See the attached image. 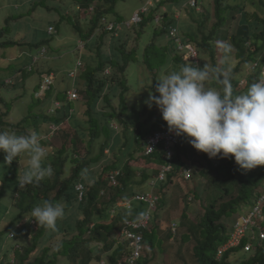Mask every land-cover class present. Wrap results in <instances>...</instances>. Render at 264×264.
I'll return each instance as SVG.
<instances>
[{
	"label": "rangeland",
	"instance_id": "rangeland-1",
	"mask_svg": "<svg viewBox=\"0 0 264 264\" xmlns=\"http://www.w3.org/2000/svg\"><path fill=\"white\" fill-rule=\"evenodd\" d=\"M148 1L115 0V2H112V0H91V3L97 4V11L109 8L108 17L110 19L126 22L131 19L136 10L142 8ZM197 1L198 6H196ZM81 2L83 1L0 0V34L2 33L0 41L22 42V44L14 46H0V121L3 119L8 124L6 131L15 132L17 135L22 131L32 132L34 129L41 133L40 131L44 130L42 129L43 122L52 117L49 109L54 104V99L58 98L53 96L54 92L48 94L46 98L45 96L41 99L35 97L36 86L41 79V74L51 71L56 73L54 88L56 91L61 92L59 99L66 101L67 96L64 90L71 87L75 83L74 80H76V78H71L70 72L74 70L78 74L84 66H89V64L90 66H97V62L104 59L100 57V54L104 53L106 56L111 57L112 52L113 58L118 59L121 65L128 62L124 71L120 70V72L115 73L114 68L110 70L108 75H115L118 80L123 78L125 81L115 90L111 99L113 105L117 106L115 103L123 104L121 100L123 99L128 106V112L126 115L124 114L125 117L121 118L122 121L119 120V117L115 118L114 124L118 125L119 129L114 131L112 138L116 136L115 140L117 142L118 133L122 142L120 147L123 148L124 152L125 150L130 152L125 145L128 140H124V138L128 132L131 133V151L135 153L131 164L137 168V172L149 170L154 175L157 173L155 170L157 164H150L142 157V146L137 148V145H135V133L137 134L140 125L146 130H151L154 122L164 121V119L157 106L154 105L149 108L145 101L148 99L150 91L157 96L160 95L155 92V86L158 83L157 78L178 71L183 66V62H185L184 65L193 66L190 60L186 61L188 57L184 54L181 55L182 62L172 61L177 55L171 56L176 53V39L168 35L170 25L178 26L180 32L187 39L194 34L200 44L203 41L204 34L210 36L208 41L212 46L211 50L215 52V56L213 59L211 51L205 47L201 49L200 67L207 65L211 70L217 65L219 68L224 66L229 71L239 67L240 71H243V76H249L251 74L250 60L243 61L238 56V48L231 39L236 33L242 13H245L244 10H238L236 6H243L251 13L260 16L264 15V0H227L226 3L232 8L235 7V10L229 11L227 23L221 25L218 32L213 31L215 27H212L217 23V17H214V10L216 9L214 0H161L160 2L154 0L157 5L164 2L163 5L168 6L170 18L173 14H176V17L171 20L166 19L161 24L151 20L143 26L138 24L132 28H124L123 30L127 29L125 31L127 33L124 34L123 32L120 37L107 34L105 36L108 42L105 43L96 41L103 35L98 30L95 34H93V31L89 33L93 26L91 17L94 13H89L83 8L79 9L78 5ZM156 4L153 3V6H156ZM199 5H202V7H199ZM257 10L260 13H257ZM160 12H162V8L158 6L156 13ZM208 14H210V19L206 22V25H199L200 19ZM257 15L249 14V19L255 21ZM148 16L151 17V8ZM160 26L166 27V32H161L159 30ZM50 27H54L57 32L50 34ZM92 35L94 37L89 40ZM112 36L113 40L111 41ZM81 39L86 40L87 43V46L85 45L83 49H80L78 44ZM120 46H123L127 53L133 51L130 59L126 58L124 61V58L119 56L116 47ZM248 49L251 50V47L246 48L245 56H247ZM251 51L255 52L254 57H264V48ZM79 62L84 63L83 67L78 68ZM239 73L241 75V72ZM99 75L104 76L103 72H100ZM118 84V82L115 83V85ZM208 86L219 91V89L210 86V81ZM75 104L76 110L85 108L84 101L78 100ZM144 104L146 109H144ZM3 114L4 117L2 118ZM69 118L60 134L52 138L53 141L50 144L51 154L43 162L46 166L50 164V157H55L58 149L63 146L66 139H69V135H81L84 130L83 125L88 130V124L82 114ZM100 122L103 123L104 120L101 118ZM139 130L141 131L140 128ZM109 133L105 130L102 135L108 136ZM89 139L90 135L85 133V140L80 145V152L84 154L83 157L88 154ZM183 146L181 157L185 164H191L194 167L196 175L192 180H186L181 175H177L172 178V183L168 182L162 184V187H157L156 191L161 199L151 223V231L156 230L157 240L154 247L148 243L146 244L145 260L148 261L146 264H193L196 262L193 253L196 238L191 226L192 223L201 222L205 213V202L195 196L191 190L195 187L200 192L202 191L203 198L206 197L203 191L207 186L209 187V184L207 178L199 174V170L206 166L207 161L203 154L192 146L190 141L185 142ZM67 147H71L70 141L67 143ZM107 148L105 153L109 154L110 150ZM94 151L93 156L100 152V143L97 141L95 142ZM117 152L111 150V161L108 163L101 162L98 171H95L94 176L92 175L93 178L95 176L99 177L101 174H105L107 178L109 172H104L103 167L106 164H111L112 160H116ZM53 153L54 155H52ZM124 155H127V153ZM4 159L5 153L0 152V191L2 185L5 186L2 196H0V230H7L18 213L16 186L19 184L18 172L20 169H24L18 159L14 160V168L12 164H5ZM20 159L22 163H26L28 157L23 155ZM67 169L69 170H67V175H70L72 169L70 164H68ZM8 176H10L9 179H7ZM87 178L88 176L84 178V181L90 185ZM135 189L136 191L149 190V185L146 184L143 187L137 185ZM238 191L239 187L235 189L234 194H237ZM245 206H248V204H245ZM238 211L240 212L242 209L240 208ZM228 218L224 217L223 221L230 227ZM173 223L179 224L176 234L170 229ZM59 240L60 238L56 237L55 243L57 244ZM91 246L96 252V259L90 264H101V260L108 257L109 254L102 256L103 252L98 246L93 245V243H91ZM253 253L250 252V255ZM241 256L242 254L231 260L237 262L242 260L243 257ZM58 264L74 263L65 256L60 255Z\"/></svg>",
	"mask_w": 264,
	"mask_h": 264
},
{
	"label": "trees",
	"instance_id": "trees-1",
	"mask_svg": "<svg viewBox=\"0 0 264 264\" xmlns=\"http://www.w3.org/2000/svg\"><path fill=\"white\" fill-rule=\"evenodd\" d=\"M226 1L215 0V15L218 20L214 24L216 30L228 20V11L230 9L235 10V7H229ZM112 2H115V0H112ZM236 8L241 11L244 10L245 13H242L236 33L231 39L238 48V56L243 61H248L255 55V52L251 50L257 48L261 50L264 48V15L259 16L256 13H251L250 10L240 5L236 6ZM108 11L109 8L103 10L106 14ZM257 13L260 12L257 10ZM249 14L257 15L255 21L249 19ZM169 18V14L165 13L163 21ZM99 22L100 13L93 18V26L89 30V33L97 29L100 24ZM76 28L78 29V25H76ZM105 35L106 33H103L98 40L105 43L107 41ZM208 39L204 37V43L198 44V47L202 49L205 47L211 51L214 59L215 52L211 50ZM248 40L251 41V50L248 49L247 52L249 54L245 56L247 48L245 43ZM18 44H22V42L11 40L0 41L1 47ZM116 49L122 50L124 48L120 46L116 47ZM129 56H132L131 53H129ZM106 61H99L97 66H90V64L89 66H84L85 71L83 69L76 80V87L85 99L84 109L76 110L75 102H67L62 106L64 110L61 112L62 115L60 117H50L47 121L43 122L42 129L44 130L42 132L47 136L43 139L46 142L52 141L51 138H48V136L52 135L49 128L50 122L64 123L62 124L64 127L65 123L70 119L69 117H74L75 115L82 114L84 116L89 131L83 125L84 130L81 132V135H69V139H66L63 146L58 149L55 157H50L49 165L54 170L50 178L41 181L38 186L28 185L24 188H20L19 184L16 186L18 192V196L16 197L18 213L10 223L8 231L0 232V255L2 254L3 256L0 264H58L60 255L65 256L74 264H90L96 259V252L91 243L93 245L101 243L103 246V248H100L103 252L102 256L108 253L107 259L109 260V264H118L117 260L119 256L124 254L128 248L127 244L118 243L121 229L125 227L128 219L139 218L143 214L145 207L143 204H136L130 212L117 210L119 213L114 217L110 216V209L116 205L118 200L128 199L130 195L134 194L135 186L144 185L151 175L147 171H144L142 178H137V169L131 164V160L135 157V153L131 151V133L129 134L128 132L124 138V140H128L125 145L126 149H129L130 152L128 150L124 152L123 148L120 147L122 142L118 134L117 142L115 140L116 136L112 138L115 131L111 125L112 121L118 117L122 121L121 118L125 117L128 112V106L123 99H121L123 104L115 103L117 106L113 105L111 101L115 90L118 89V85H122L123 78L118 80L115 75L108 76L103 73L104 76H101L99 73L104 72L107 65H111L112 69L115 68V73L120 72V70L124 71L126 66L120 65L115 58L111 59V61ZM174 61L179 62L180 58L176 57ZM213 68H218L221 71L213 75L211 86L219 88L221 92L225 86H228L231 87L235 95L246 93L249 86L255 83L256 80L255 77L250 78L246 89L240 93L238 89L239 80L236 76L240 71L239 67L231 71H225L217 65ZM225 72L228 74L227 85L225 84ZM116 82L119 84L115 85ZM39 85L38 83L36 90L39 88ZM54 91L56 92L55 96L59 98L61 92L56 91L54 87L48 90V94H53ZM74 108L75 110L72 112L71 110ZM144 109H146V105ZM3 117L4 114L2 115ZM101 118L104 120L103 123L100 122ZM160 122H154L153 127L156 128ZM7 125L2 119L0 121V131H6ZM153 127L151 130L154 129ZM105 130L110 132L108 136L102 135V132ZM151 130L144 129L142 125L138 126V132L137 134L135 133V145H137V148L143 146L142 141ZM24 132L26 135L31 133L30 131ZM33 132L37 133V129H34ZM85 133L90 135V139L88 140L89 148H87L88 156L85 155L83 157L84 154L80 152V145L85 140ZM37 134L39 135V133ZM57 134L55 132L53 136H57ZM69 141L71 147H67ZM96 141L100 143V152L93 156ZM186 141L187 135H181L182 144L179 148L178 157L180 160L182 159L183 144ZM106 148L110 149V153L111 150L112 152H118L116 160H112L111 164H106L103 167L104 172L118 168L122 172L119 184L108 198H105V195H101L103 188H107L108 177L106 178L105 174H101L99 177L95 176L93 178L101 162L108 163L111 161V154L105 153ZM163 151V147L160 146L152 157L149 158V161L163 163ZM126 153L127 155H124ZM112 155L114 154L112 153ZM203 156L205 159L208 157L207 154ZM68 164H70V168L72 167L70 175H67ZM12 166L14 168V161L12 162ZM23 172L24 169H20L18 174L22 175ZM176 172H178V168ZM201 175L207 178L209 184V187L207 186L203 191L206 197L204 196L205 198H203L202 191L200 192L195 187L191 190L195 196L203 199L205 202V213L201 222L192 223L191 226L196 238L193 249L196 258L195 264H264V242L260 239L258 240L256 252L252 255L248 252L243 254L240 250H234L227 252L220 260L216 258L219 246L229 238V228L223 221V218L234 214L238 206L248 202L255 196L256 188L264 180V166L258 169L245 170L235 162L233 156L231 158H221V164L216 168L210 164L208 170L202 171ZM87 176L90 185L84 181V178ZM9 178L10 176L7 177V179ZM91 180L93 181L91 182ZM77 182H84L88 187L87 196L84 201L79 198L76 191L75 185ZM238 187V193L234 194L235 189ZM4 189L5 186L2 185L0 196H2ZM45 200L64 205L65 217L57 221V228L55 230L40 227L34 218L31 219L34 220V223L26 218L30 216L31 210L35 206L42 204ZM26 219L28 220L27 222ZM11 230L16 232V236L7 242L6 234ZM144 236L146 243L154 247L157 240L156 230L153 229L151 232L144 231ZM56 237L60 238L57 244L55 243ZM240 254L243 257L242 260H236L237 262L231 260ZM11 259H14V262H11ZM147 262L144 259L138 264H146Z\"/></svg>",
	"mask_w": 264,
	"mask_h": 264
},
{
	"label": "clouds",
	"instance_id": "clouds-1",
	"mask_svg": "<svg viewBox=\"0 0 264 264\" xmlns=\"http://www.w3.org/2000/svg\"><path fill=\"white\" fill-rule=\"evenodd\" d=\"M160 1L161 0H157V2ZM153 3L156 4L154 0H149L146 4L142 6V8L136 10L132 15L131 19L126 22H119L118 20H112L108 17V13L107 14L104 13L103 10L97 11V4L91 3V0H85L81 2V4L78 5V7L79 9L83 8L85 11L89 13L93 12L94 14L91 17L92 21L93 18L97 14L99 15L100 13V22H99L100 24L93 34H95L96 31L98 30L102 34L106 33V35L112 34L114 35V37H120L123 32L124 34L127 33L125 32L127 29L123 30L124 28H132L133 26L138 24L143 26L144 24L150 22L151 20H154L158 24L162 23L165 13L169 14V10L167 9L168 6L163 5L164 2H161L159 5L156 4V6H153ZM158 6L162 8V12L160 13H156V9L158 8ZM196 6H198V1L196 2ZM199 7H202V5H199ZM229 7L231 6L229 5ZM150 8H151V17L148 16V13L150 12ZM175 17L176 14H173L172 18H169V20ZM214 17L216 18L215 10H214ZM209 19H210V14H208L207 16H203L200 19L199 25L201 26L206 25V22H208ZM111 25H113L112 28H110ZM212 27L214 28V25ZM159 30L161 32L163 31L166 32V27L160 26ZM218 30L219 28L217 30L215 28L213 31L218 32ZM55 32L56 30L54 31V33ZM54 33H50V34H54ZM128 33L131 35L130 32ZM168 35H171L176 39V53L172 54L171 56L174 57V55H177L174 58L176 57L180 58V61L182 62L181 55L184 54L186 55V57H188L186 61L190 60L193 66L187 64L184 65L185 62H183V66L178 71H173L166 75H162L161 77L156 79L158 83L155 86V92L159 93L160 95L157 96L155 95L154 92L150 91L149 97L145 101V103L148 105L149 108H152L154 105L157 106L161 111L162 117L165 121H161L159 125L156 128L152 129L151 132L146 136L142 146L143 149L142 157L145 158V161L150 162L149 158L152 157V155L157 151V149L160 146L163 147V145H160L152 154L147 155L144 153L147 137L154 130L158 129L160 126L167 124L169 131L174 132L176 135H179V139H180L179 145L176 147L175 157L171 162L173 165V169L167 173L165 179L163 180L159 179V174L161 172L162 167L170 163V161L167 160L166 152L163 147L164 162L163 163L156 161L150 162V164L151 163L157 164V166L155 167L156 168L155 170L157 171L156 174L154 175L151 174L149 170H142L137 172L138 179L142 178L144 171H147V173L151 175L144 184V185L146 184L149 185V190L136 191L135 189L134 194L130 195L128 199L118 200L116 205L110 209V216L114 217L117 213H119L117 210H120L122 212H130L134 208V205L136 206V204H143L145 207L143 214L140 215V217L137 219H128V221H135V222H138L141 219H146V216L149 214V220H148L149 224L147 225V227L134 229L136 232L142 234L143 245H144L143 254L140 258L136 260L135 264H138L140 261L146 259L145 253H146L147 243L145 241L144 231L151 232V223L152 220L154 219V213L156 212L158 205L160 204L161 196L156 191L157 187L158 186L162 187V184H166L168 182L172 183L173 182L172 178L177 175H181L186 180H192L193 178H195L196 171L194 170V167L191 164H185V161L183 159L181 160L178 159L179 148L181 147L182 144L181 135L186 134L187 141H190V143L195 149L199 150L200 152L202 151L201 153L203 155L205 154L209 155L205 159L207 161L206 166H204L199 170V174H201L202 171L208 170L210 164L213 165V167L215 168L220 166L221 158H231L233 156L235 162L242 169L245 170L258 169L259 167L264 166V57H260V58L252 57L250 59L251 74L249 76H243L242 74L243 71H239L241 72V75L239 72L237 73L238 75L236 76L238 77L239 80L238 89L240 93L241 91L243 92L246 89L250 78L255 77L256 79L255 83H252L249 86L246 93L235 95L231 87L228 86H225L221 92L219 88H216L219 89V91H217L208 86L209 81L211 86V80L213 75L218 74L221 70L218 68H213L209 70L207 65L200 67L201 64L200 50L202 48L198 47L199 46L198 44H200V42H197L196 36L193 34V36L190 37L189 39L185 38L182 32H180V28L176 25L175 26L170 25ZM203 36L210 38V36H205V34ZM93 37L94 35H92L89 38V40H91ZM112 40H113V36L111 37V41ZM201 43H204V41H201ZM250 43L251 41L248 40L245 43V46L247 45V47H250L251 46ZM78 44L80 49H83L85 45L87 46L86 40L83 39L79 40ZM188 46H190L196 51L197 53L196 61L190 58L189 56L190 48ZM117 53L121 58H124L125 61L126 58L130 59L129 53H131L132 55L133 51L127 53L125 52L124 49L122 50L118 49ZM248 54L249 53L247 52V55ZM100 57L104 58L101 59L100 61L107 60L106 62H108L111 61V59H113V53L111 52V57L106 56L104 53L100 54ZM174 58L172 59L170 57V59H172L173 62H174ZM117 61L119 63L118 59ZM79 64L80 65L78 66V68L83 67L84 65V63L81 64V62H79ZM171 64L173 65L172 62ZM126 65H128V62H126L125 66ZM107 67L103 72L104 75H109L110 70L112 69L111 65H107ZM221 68H223V70L225 71H229V69H225L224 66H222ZM83 69L84 68H81L78 74H76V72L72 70L70 72V76H72L71 78L74 79L76 78L77 80L80 72ZM51 74H53V83L49 87H47L46 92L42 96H37V92L40 89V85L43 80V77L45 75H51ZM224 76H225V84L227 85L228 74L225 72ZM76 80H74L75 83L71 87H67L64 90L65 94H67L66 101H63L59 98L54 99L53 101L54 104L49 109V113L52 115V117H60L62 115L61 112L64 110L62 106L67 102H77L78 100L79 101L85 100L81 96L79 89L76 87L77 84ZM122 81H123L122 84H124L125 83L124 79ZM39 84H40L39 88L35 91V97L41 99L45 96L46 98L48 96V90L56 85V73L53 71L49 73L46 72L42 73ZM125 88L128 89L127 87ZM72 90H76L78 94L77 98H72V99L70 98V92ZM55 95L56 92L54 91L53 96ZM56 101H59L61 103L59 107L55 106ZM54 107L55 109L54 111H52ZM74 110L75 108L72 109L71 111L73 112ZM114 123L115 120L112 121L111 125L114 128V130L118 131L119 126ZM62 124L64 123L50 122L49 128L51 129V126L53 125L59 126V129L55 131L59 134V132H61L64 129ZM40 132L41 133H39V135L37 134L38 132L36 133L33 131L30 134L26 135L25 132L22 131L20 132L19 135H17L15 132L0 131V152L5 153V159H4L5 164L11 165L14 160L18 159L21 164V167L23 166L25 169L22 175H18V183L20 188H24L28 185L38 186L41 183V181L45 180L46 178H50L53 175L54 170L51 167V165L46 166L43 162L46 160L49 154H51L50 144L53 141L52 138L55 137L53 136L55 132H52L51 129L50 133L52 135L48 136V138L52 139L51 142H46L43 138L47 136L43 134L42 131ZM23 155H26L28 157L26 163H22L20 159V157ZM52 155H54V153ZM184 167H191L193 169L192 178L188 179L183 175L182 169ZM177 168L179 174H177L178 172H176ZM113 175L116 178L115 181H113L112 178ZM121 175L122 172L121 169L119 168L109 171V174L107 176L108 185L107 188H103V190L101 191L102 196L105 195V197H109L111 195L113 190L119 184V180H120L119 178ZM262 182L260 186L256 188L255 196H253L248 202L241 204L242 205V206L240 205L241 207L238 206V209L234 213V215L232 214L230 216H227L230 218V219L228 218V224L230 225V227H228L229 238L227 239L226 242H224L219 246L216 257L218 260H220L229 251L240 250L241 253L243 254L247 252L249 254L250 252H254V253L256 252L259 239L255 241V245L251 250L246 251L244 250V246L245 244L248 243V239L245 238L240 245L234 246L231 249H227L222 256L220 257L218 256L220 248L224 246L231 239V235L234 229V224L236 223L238 218L242 216V214L248 213L252 209L257 199L260 197L261 191L264 186V180ZM78 183H82L85 186V190H86L84 197L85 199L87 196L88 187L85 185L84 182H77L76 185ZM144 185H139V186L143 187ZM17 194L18 192L16 193V197L18 196ZM139 196H146L149 198L140 199ZM84 199L82 200L84 201ZM245 204H248V206H245ZM240 208L242 209V211L239 212L238 210H240ZM64 217H65V208L63 204L53 203L49 200H45L43 201L42 204H38L37 206H35L31 210L30 216L26 218L28 220L34 218L40 227L55 230L57 228V221L62 220ZM31 221L32 223H34V220ZM178 225H179L178 223H173L170 226V229L174 234H176L178 231ZM122 229L118 243L119 244L125 243L128 245V248L126 249L124 254L119 256L117 260L118 264H126L125 261L126 257L130 255V253L132 252V242L122 234ZM0 232H5V230H0ZM15 236H16V232L14 230H11L9 233L7 232L6 234L7 242H9L10 239H13ZM260 240L264 242V239L260 238ZM95 245L98 246L99 249L103 248L101 243H96ZM2 260H3V256L1 254L0 263L2 262ZM11 262H14V259H11ZM100 263L109 264V260L106 257L103 258Z\"/></svg>",
	"mask_w": 264,
	"mask_h": 264
},
{
	"label": "built area",
	"instance_id": "built-area-1",
	"mask_svg": "<svg viewBox=\"0 0 264 264\" xmlns=\"http://www.w3.org/2000/svg\"><path fill=\"white\" fill-rule=\"evenodd\" d=\"M113 25L110 26L112 28ZM55 29L53 27L49 28L50 33H54ZM189 56L192 60H197L196 51L188 46ZM53 83V74L45 75L40 85V89L37 92V96H42L47 87ZM78 94L76 90L70 92V98H77ZM61 103L56 101L55 106L59 107ZM55 107L52 109L54 111ZM52 132H55L59 129V126H51ZM179 135H176L174 132H170L168 125H162L158 129L154 130L146 139L145 145V154H152L160 145H163L167 160L170 161L167 165L163 166L159 174V179H165L168 172L173 169L172 160L176 154V147L179 145ZM183 175L190 179L193 176V169L191 167H184L182 169ZM113 181L116 180L115 176H112ZM76 190L78 192L79 198L82 200L85 197V186L82 183L76 185ZM140 199H146L149 197L139 196ZM149 214L146 216V219H141L138 222L128 221L125 227L122 229V234L131 240L132 242V252L126 257V264H135L136 260L140 258L143 254L144 245H143V236L142 234L136 232L134 229L141 227H147L149 224ZM248 239V243L245 244L244 250H251L255 241L258 239H264V186L261 191L260 197L257 199L252 209L248 213L242 214L234 224V229L231 235V239L220 248L218 256H222L227 249H231L234 246H238L242 243L244 239Z\"/></svg>",
	"mask_w": 264,
	"mask_h": 264
}]
</instances>
